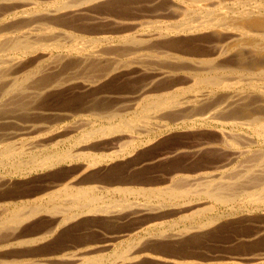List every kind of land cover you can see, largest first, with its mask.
Returning a JSON list of instances; mask_svg holds the SVG:
<instances>
[{"label":"bare ground","instance_id":"obj_1","mask_svg":"<svg viewBox=\"0 0 264 264\" xmlns=\"http://www.w3.org/2000/svg\"><path fill=\"white\" fill-rule=\"evenodd\" d=\"M148 262L264 264V0H0V264Z\"/></svg>","mask_w":264,"mask_h":264},{"label":"rangeland","instance_id":"obj_2","mask_svg":"<svg viewBox=\"0 0 264 264\" xmlns=\"http://www.w3.org/2000/svg\"><path fill=\"white\" fill-rule=\"evenodd\" d=\"M125 84H128V83H126V82H124ZM128 85H130V84H128ZM119 86V87H118ZM127 86V85H126ZM131 86V85H130ZM108 89L109 90H112V91H114V93H112L113 95H117L116 93H115V91H118L119 89H122V85H121V82H119V81H117L116 79H114V80H112L111 82H109V84H108ZM117 89V90H115V89ZM133 88V87H132ZM112 95V97H114ZM88 99V98H87ZM86 99V100H87ZM92 100V99H91ZM79 100H77V101H73V102H71L70 103V106L69 107H74L75 105H77V106H79L80 104V101L78 102ZM76 103H78V104H76ZM169 218H171V219H169ZM165 219H167V218H165ZM165 219H160V220H165ZM168 219L169 220H172L173 218L170 216V217H168ZM167 219V220H168ZM120 225H123V224H120ZM126 227H128L127 225H123V226H121V227H110L109 225H107L106 223H101V226H96V225H89V226H82L79 230H78V232H79V234H82V237L86 234V235H88V237L89 238H91V239H89V238H87V239H89V240H102V239H104L106 236H104V235H107V234H111L113 231H117V230H122V229H125ZM96 228H99V229H96ZM101 228V229H100ZM105 228V229H104ZM88 229V230H87ZM102 231H104V232H102ZM83 233H85V234H83ZM106 233V234H105ZM90 235V236H89ZM135 236V237H134ZM131 239H135V238H138V236L139 235H134ZM77 237L80 239V236L77 234ZM81 237V238H82ZM130 239V240H131ZM126 242V241H125ZM124 242V243H125ZM213 242V243H212ZM89 243H92V242H89ZM124 243L123 242H120L118 245L120 246V247H122L123 245H124ZM211 243V244H210ZM221 243H223V244H221ZM219 242V241H206V242H204L203 244L202 243H200V244H198V245H196V246H193V247H191L192 248V252L193 253H195L196 254V256L197 255H202V256H204V255H206V254H208V253H212V252H215V251H217L218 253H221L223 250H233V245H230L229 243L227 244H225V242ZM121 244V245H120ZM215 246V247H214ZM231 247V248H230ZM186 248H188V247H186ZM195 249V250H194ZM206 251H205V250ZM187 250L185 249V251L184 252H186ZM220 251V252H219ZM168 253V252H167ZM177 254V253H176ZM144 264H149V262L148 263H144Z\"/></svg>","mask_w":264,"mask_h":264}]
</instances>
